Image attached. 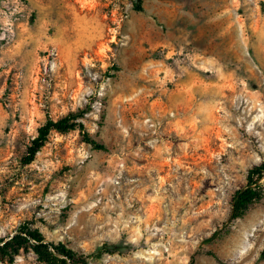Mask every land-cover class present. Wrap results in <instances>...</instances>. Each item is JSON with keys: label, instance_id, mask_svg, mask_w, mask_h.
Returning a JSON list of instances; mask_svg holds the SVG:
<instances>
[{"label": "rangeland", "instance_id": "1", "mask_svg": "<svg viewBox=\"0 0 264 264\" xmlns=\"http://www.w3.org/2000/svg\"><path fill=\"white\" fill-rule=\"evenodd\" d=\"M143 7L0 0V246L31 231L88 264H264V177L231 217L264 166V0ZM69 115L88 138L53 132L23 164Z\"/></svg>", "mask_w": 264, "mask_h": 264}, {"label": "trees", "instance_id": "2", "mask_svg": "<svg viewBox=\"0 0 264 264\" xmlns=\"http://www.w3.org/2000/svg\"><path fill=\"white\" fill-rule=\"evenodd\" d=\"M134 4V8L137 12H144L143 0H130ZM73 131H81L86 138H88L85 132V126L82 122L78 121V116L69 115L57 121L50 118L39 128L37 137L33 140L32 145L27 151V155L23 158L22 162L25 165L33 163L37 155L46 146L49 141V137L53 132L66 134ZM99 149H105L104 144H98L97 142H90ZM253 175H258L254 178ZM264 177V166L254 169L251 172V176L248 179V184L245 189L239 190L233 197V209L232 219L236 220L244 216L249 207L260 200L263 196V190L259 185V182ZM3 240H0V244ZM31 247L39 259L45 264H88L87 257L81 256L67 245L59 243H48L42 239L41 236L31 231H19L10 241L6 242L3 246H0V261L13 262L14 257L18 255L19 251L28 249ZM14 251V254L8 251ZM117 249L115 245L105 244L98 251V256L105 253L113 254ZM215 257L220 264H225L214 254H210ZM262 260H264V252L262 254Z\"/></svg>", "mask_w": 264, "mask_h": 264}]
</instances>
